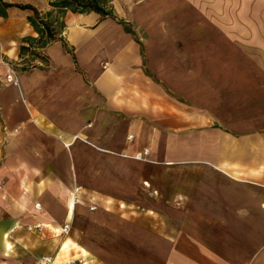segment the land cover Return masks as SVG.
Wrapping results in <instances>:
<instances>
[{"label": "crops", "instance_id": "crops-1", "mask_svg": "<svg viewBox=\"0 0 264 264\" xmlns=\"http://www.w3.org/2000/svg\"><path fill=\"white\" fill-rule=\"evenodd\" d=\"M53 1L0 0V264H264V75L234 74L264 66L176 61L190 35L150 0L130 18L171 99L115 21ZM18 5L61 39L27 42L40 34Z\"/></svg>", "mask_w": 264, "mask_h": 264}, {"label": "rangeland", "instance_id": "rangeland-1", "mask_svg": "<svg viewBox=\"0 0 264 264\" xmlns=\"http://www.w3.org/2000/svg\"><path fill=\"white\" fill-rule=\"evenodd\" d=\"M127 3L120 8L117 6L115 16H127L126 20L121 18L110 19L115 21L124 32L129 33L133 41L138 46V57L144 75L149 77L154 83L158 84L162 93L171 99L182 101V96L176 89L167 87L165 83L157 80L154 74L146 70L147 55L145 47L146 25H136L130 18L142 11L151 10L150 0H126ZM186 6L175 5L173 0L169 1V9L176 11L179 18L178 31L189 33L190 46L184 48L183 41L180 39L176 43L175 50L180 57L191 64L195 63H230L250 61L256 66H264V4L263 0H184ZM176 6V7H175ZM171 7V8H170ZM172 10V9H171ZM152 11V10H151ZM145 14V13H144ZM99 15V14H98ZM129 17V18H128ZM176 19V20H177ZM164 26V25H163ZM164 31V27L161 28ZM166 30L172 31V27ZM225 36L222 41L231 42L226 36H234V47L238 49V55L230 54L226 47L231 45H219V37ZM227 45V46H226ZM250 50L249 54H244ZM243 53V54H241ZM194 74L199 72H192ZM214 73V72H207ZM216 73V72H215ZM218 73V72H217ZM239 78H254L261 80L264 75L262 70L238 71ZM197 77V76H196ZM194 85V84H192ZM196 88V87H195Z\"/></svg>", "mask_w": 264, "mask_h": 264}, {"label": "trees", "instance_id": "trees-1", "mask_svg": "<svg viewBox=\"0 0 264 264\" xmlns=\"http://www.w3.org/2000/svg\"><path fill=\"white\" fill-rule=\"evenodd\" d=\"M110 1L111 0H54L53 2L50 3V5L53 7H57L62 11L70 10L71 12L74 13L92 11L99 14L100 20L106 18L116 19L112 7L108 6V3ZM8 6L9 5H5V7ZM17 7L20 9H30L34 12V16L30 19V24L32 25V27H34V29H36V31L40 35L38 39L36 40L29 39L27 42H29L30 44L35 43L38 45V47L42 48L48 41L61 39L56 35L55 31H53L50 28V23L47 20L41 18L38 12L33 7L28 5H18ZM41 34L42 35L45 34V37H43ZM63 43L64 46L66 47L65 42ZM26 48L22 46L21 50H24ZM32 54L38 59H43V57H41L39 53L32 52Z\"/></svg>", "mask_w": 264, "mask_h": 264}, {"label": "built area", "instance_id": "built-area-1", "mask_svg": "<svg viewBox=\"0 0 264 264\" xmlns=\"http://www.w3.org/2000/svg\"><path fill=\"white\" fill-rule=\"evenodd\" d=\"M6 81L9 82V83H13V84H16V78H15V75H14V72L11 71L9 74H7L6 76ZM128 139H131V136L128 137ZM147 155V151H143L142 154H138V158H143ZM35 207L36 208H39V204H35ZM69 223H66L63 225L62 227V233L63 234H67V232L69 231ZM36 264H55L54 263V257L53 256H49V255H44V256H41L37 259L36 261ZM60 264H68L67 262H63V263H60Z\"/></svg>", "mask_w": 264, "mask_h": 264}]
</instances>
